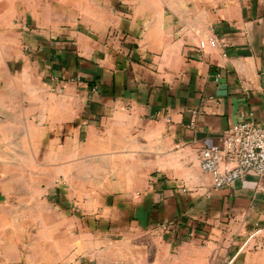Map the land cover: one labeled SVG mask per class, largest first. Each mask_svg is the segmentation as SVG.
I'll return each instance as SVG.
<instances>
[{
  "label": "crops",
  "instance_id": "1",
  "mask_svg": "<svg viewBox=\"0 0 264 264\" xmlns=\"http://www.w3.org/2000/svg\"><path fill=\"white\" fill-rule=\"evenodd\" d=\"M243 119L264 0H0V264H264V175L200 168Z\"/></svg>",
  "mask_w": 264,
  "mask_h": 264
},
{
  "label": "built area",
  "instance_id": "2",
  "mask_svg": "<svg viewBox=\"0 0 264 264\" xmlns=\"http://www.w3.org/2000/svg\"><path fill=\"white\" fill-rule=\"evenodd\" d=\"M199 49H204L200 42ZM200 168L211 175L214 189L242 180L249 173L264 175V125L240 120L226 128L219 142L200 149Z\"/></svg>",
  "mask_w": 264,
  "mask_h": 264
}]
</instances>
